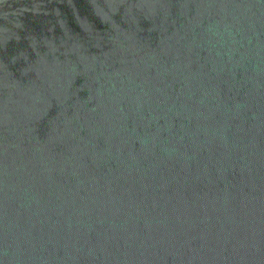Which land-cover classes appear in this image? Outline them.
I'll use <instances>...</instances> for the list:
<instances>
[{
    "label": "water",
    "instance_id": "obj_1",
    "mask_svg": "<svg viewBox=\"0 0 264 264\" xmlns=\"http://www.w3.org/2000/svg\"><path fill=\"white\" fill-rule=\"evenodd\" d=\"M0 264H264V0H0Z\"/></svg>",
    "mask_w": 264,
    "mask_h": 264
}]
</instances>
